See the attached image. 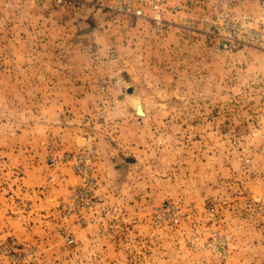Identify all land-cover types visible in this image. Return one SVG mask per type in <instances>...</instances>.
<instances>
[{
  "label": "rangeland",
  "instance_id": "rangeland-1",
  "mask_svg": "<svg viewBox=\"0 0 264 264\" xmlns=\"http://www.w3.org/2000/svg\"><path fill=\"white\" fill-rule=\"evenodd\" d=\"M69 1L0 0V264H264V51L200 21L258 0H166L161 23ZM62 6L80 33L49 36L42 15ZM86 138L93 185L75 203L61 156ZM44 146L77 181L38 209L18 190Z\"/></svg>",
  "mask_w": 264,
  "mask_h": 264
},
{
  "label": "built area",
  "instance_id": "built-area-1",
  "mask_svg": "<svg viewBox=\"0 0 264 264\" xmlns=\"http://www.w3.org/2000/svg\"><path fill=\"white\" fill-rule=\"evenodd\" d=\"M57 1L60 3L62 0ZM258 2L260 6L258 14L243 11L234 6L227 7L224 3L216 8L212 16L200 15V21L210 33L218 35L222 41L227 42L230 46L248 44L264 51V0H258ZM165 4L166 0H113L109 8L134 16H143L148 10L152 15V19L161 23L165 12ZM174 15L176 17L182 16L177 9L174 10ZM95 157V148L89 138H86L75 152H64L61 156L62 161L72 164L81 178V184L71 196L75 203L80 201L78 198L83 196L87 198L88 193L92 190L93 180H91L90 174ZM56 161L57 159L51 158V162ZM177 209L176 204H165L156 208L155 214L160 215L161 212L165 211L173 213ZM5 252L3 254L6 255ZM32 254V252L29 253V255ZM20 263V257H13L12 264Z\"/></svg>",
  "mask_w": 264,
  "mask_h": 264
},
{
  "label": "crops",
  "instance_id": "crops-1",
  "mask_svg": "<svg viewBox=\"0 0 264 264\" xmlns=\"http://www.w3.org/2000/svg\"><path fill=\"white\" fill-rule=\"evenodd\" d=\"M51 0H45V2H49ZM74 2V4L86 3L90 0H70L69 2ZM79 6V5H78ZM80 10L76 8L68 9L66 6L57 7L55 10L50 9L47 11V16L42 15V18L46 20L45 26L46 30H48L49 36H51V31L61 32L62 34L67 31V27H69V31L76 30V32L80 33L77 29H81V25L83 23L82 15L79 12ZM70 20L72 22H70ZM76 26H75V25ZM74 25V26H73ZM75 27V28H74ZM63 38V36H62ZM143 110L145 111L144 105H142ZM80 136V135H78ZM77 138V135L74 137ZM77 141V140H75ZM64 147H68L64 142L62 143ZM47 146L42 147L41 152L38 156L44 157L41 161L29 163H25L23 167V177L22 183L23 188L22 191L18 190L22 194L23 201H29V203L38 209L46 208L48 205H51L53 208L58 204V202L66 197L68 194L70 185L77 181V177L72 173L70 168H60L59 173L55 168H50L47 166L45 162V155H47ZM30 155V154H29ZM31 156V155H30ZM26 158V156H25ZM40 160V158L38 159ZM60 176V178H58ZM43 187V191L36 190L37 188ZM40 193V194H39ZM39 196V197H38ZM40 196H43L40 199ZM37 199V200H36ZM39 199V206L36 205V202ZM12 202V201H11ZM9 205V204H8ZM5 205L0 203V229H2V220L6 217V220H10V215H6L3 213L5 211ZM9 214V213H7Z\"/></svg>",
  "mask_w": 264,
  "mask_h": 264
},
{
  "label": "water",
  "instance_id": "water-1",
  "mask_svg": "<svg viewBox=\"0 0 264 264\" xmlns=\"http://www.w3.org/2000/svg\"><path fill=\"white\" fill-rule=\"evenodd\" d=\"M221 45L223 47H228V43L227 42H222ZM136 105H137L136 106V112H137V114H139L140 116H144L145 113L142 110L141 104L139 103V105L138 104H136Z\"/></svg>",
  "mask_w": 264,
  "mask_h": 264
}]
</instances>
